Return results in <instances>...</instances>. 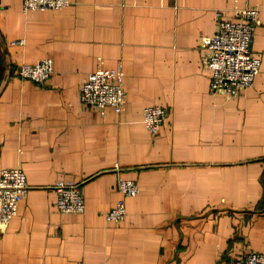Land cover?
<instances>
[{"label": "crops", "instance_id": "obj_1", "mask_svg": "<svg viewBox=\"0 0 264 264\" xmlns=\"http://www.w3.org/2000/svg\"><path fill=\"white\" fill-rule=\"evenodd\" d=\"M258 7L255 85L239 98L211 91L202 37L218 14ZM23 43H20V42ZM0 175L23 168L29 195L0 228V264H232L264 252V0H71L24 11L0 0ZM52 58L47 84L18 69ZM122 61V113L82 104L93 71ZM147 106L168 117L153 137ZM136 180L127 218H106ZM83 186L86 211L63 213L55 186Z\"/></svg>", "mask_w": 264, "mask_h": 264}, {"label": "built area", "instance_id": "obj_2", "mask_svg": "<svg viewBox=\"0 0 264 264\" xmlns=\"http://www.w3.org/2000/svg\"><path fill=\"white\" fill-rule=\"evenodd\" d=\"M71 4V0H23L24 11L62 10ZM232 18L218 14L217 32L213 36L201 38L200 47L204 50L203 64L212 73L211 91L227 98H239L245 90L255 85L262 69V56L253 51L254 36L261 24L260 9L247 7L235 8ZM20 43H23L22 41ZM55 72L52 58L36 64H24L18 69V75L24 80L44 85ZM82 104L98 109L113 108L122 113L127 101L125 72L122 61L116 68L99 69L87 75L80 87ZM164 106H147L144 109L143 122L148 132L157 137L168 117ZM27 175L23 168L4 169L0 175V228H6L18 216L21 202L29 195ZM118 188L123 198L107 212L110 222L123 223L127 218L129 197L140 193L136 180L119 177ZM56 205L63 213L82 214L86 211L83 186L80 183L60 180L55 186ZM226 264V263H222ZM232 264H264V252L250 250Z\"/></svg>", "mask_w": 264, "mask_h": 264}, {"label": "water", "instance_id": "obj_3", "mask_svg": "<svg viewBox=\"0 0 264 264\" xmlns=\"http://www.w3.org/2000/svg\"><path fill=\"white\" fill-rule=\"evenodd\" d=\"M4 71H5V66L2 63L1 56H0V86L2 84Z\"/></svg>", "mask_w": 264, "mask_h": 264}]
</instances>
